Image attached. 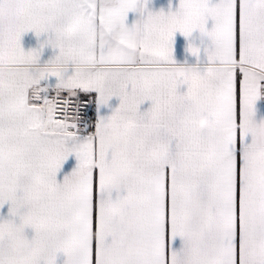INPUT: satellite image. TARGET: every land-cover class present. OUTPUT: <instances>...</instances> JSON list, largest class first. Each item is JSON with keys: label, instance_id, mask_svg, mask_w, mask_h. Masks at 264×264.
<instances>
[{"label": "snow or ice", "instance_id": "obj_1", "mask_svg": "<svg viewBox=\"0 0 264 264\" xmlns=\"http://www.w3.org/2000/svg\"><path fill=\"white\" fill-rule=\"evenodd\" d=\"M197 29L208 62L185 71L173 36ZM27 31L51 32L55 59L37 66ZM262 82L264 0H179L146 15L142 0H0V207L19 218L0 220V264H56L59 252L64 264H264ZM88 96L92 131L79 105L68 118ZM202 116L210 127L196 126Z\"/></svg>", "mask_w": 264, "mask_h": 264}, {"label": "crops", "instance_id": "obj_2", "mask_svg": "<svg viewBox=\"0 0 264 264\" xmlns=\"http://www.w3.org/2000/svg\"><path fill=\"white\" fill-rule=\"evenodd\" d=\"M218 2L219 0H210V4H215ZM142 6L144 8V15H146L148 11L154 13L163 11L165 14H167L168 12H175L179 8V0H142ZM140 8L141 5H138L137 10L130 11L127 14V18L125 20L126 26L132 27L136 23V21H138L141 18ZM212 26H213V22L209 19L206 23V29L208 31H211ZM52 36L53 34L51 32H48V33H42L39 37H37L34 31H27L21 35L20 45L25 53L33 50L39 52V59L37 62V66L40 67L44 66L50 60L55 59V57L59 54L58 48H53L50 44L45 43V41H47ZM190 44L200 49L198 56L193 55L189 51ZM41 45H43V47H41ZM172 47H173L172 58L177 66H188V67L199 66L203 68L204 66L207 65L208 62L207 52L208 50L211 49L212 44L210 38L202 35L197 29L194 30V32L191 34L190 37H185L182 33L177 31L173 36ZM55 82H56L55 77H46L45 80L41 81V84L42 85L47 83L54 84ZM263 84L264 82H262L261 84V90ZM178 90L180 92L186 91V85H181ZM61 94H67V93H61ZM49 95L50 98L53 99L56 93L53 91ZM118 104H119L118 98H112L109 101V105L111 106L112 109L117 107ZM150 106H151V102L146 101L143 105H141V111H146ZM95 112H96V106H95ZM101 114L102 115L110 114L109 108L107 107L102 108ZM254 119L257 123L264 122V100L261 94L255 104ZM76 164L77 161L75 159V156L74 155L69 156V158L62 164L60 170L57 173V181L59 183H62L64 177L69 176L72 173V171L75 169ZM123 194L124 193L122 192L121 195ZM9 209H10L9 203H5L2 207H0V220L12 219L16 223H19L18 217H11L9 215ZM25 235L30 239L34 235V232L31 228H26ZM182 245L183 242L180 237H176L174 241H170V246L174 247L177 250H179L182 247ZM66 259L67 257L65 256V254L63 252H59L57 253V257H56V264H64Z\"/></svg>", "mask_w": 264, "mask_h": 264}, {"label": "built area", "instance_id": "obj_3", "mask_svg": "<svg viewBox=\"0 0 264 264\" xmlns=\"http://www.w3.org/2000/svg\"><path fill=\"white\" fill-rule=\"evenodd\" d=\"M261 95L264 100V84L262 86ZM67 94H61V103L63 98H66ZM56 99V98H55ZM93 98L88 96L80 101L73 100L72 107L69 109L68 118L70 121L77 118L76 106L79 105V120L81 125H86L89 131H92V125L96 119L95 106L92 102Z\"/></svg>", "mask_w": 264, "mask_h": 264}, {"label": "clouds", "instance_id": "obj_4", "mask_svg": "<svg viewBox=\"0 0 264 264\" xmlns=\"http://www.w3.org/2000/svg\"><path fill=\"white\" fill-rule=\"evenodd\" d=\"M190 69H191V67H189V69H185V71H188ZM196 126L198 128H201V129L210 127V122L208 120V117L207 116L200 117V119L197 120V122H196Z\"/></svg>", "mask_w": 264, "mask_h": 264}, {"label": "rangeland", "instance_id": "obj_5", "mask_svg": "<svg viewBox=\"0 0 264 264\" xmlns=\"http://www.w3.org/2000/svg\"><path fill=\"white\" fill-rule=\"evenodd\" d=\"M56 98V95L53 97V99H55Z\"/></svg>", "mask_w": 264, "mask_h": 264}]
</instances>
